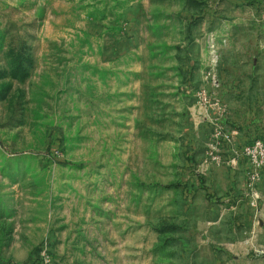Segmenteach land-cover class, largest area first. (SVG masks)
Segmentation results:
<instances>
[{"label": "rangeland", "instance_id": "rangeland-1", "mask_svg": "<svg viewBox=\"0 0 264 264\" xmlns=\"http://www.w3.org/2000/svg\"><path fill=\"white\" fill-rule=\"evenodd\" d=\"M257 140L264 0H0V264H264Z\"/></svg>", "mask_w": 264, "mask_h": 264}, {"label": "built area", "instance_id": "built-area-1", "mask_svg": "<svg viewBox=\"0 0 264 264\" xmlns=\"http://www.w3.org/2000/svg\"><path fill=\"white\" fill-rule=\"evenodd\" d=\"M244 154L254 167L251 179H259V172L264 169V140H257L244 149Z\"/></svg>", "mask_w": 264, "mask_h": 264}, {"label": "trees", "instance_id": "trees-1", "mask_svg": "<svg viewBox=\"0 0 264 264\" xmlns=\"http://www.w3.org/2000/svg\"><path fill=\"white\" fill-rule=\"evenodd\" d=\"M28 61V57L25 55V52L23 51V47H20L17 55L14 59V74L16 76H20L23 78L27 77L29 71L26 66V62ZM0 261L7 263L2 257H0Z\"/></svg>", "mask_w": 264, "mask_h": 264}]
</instances>
